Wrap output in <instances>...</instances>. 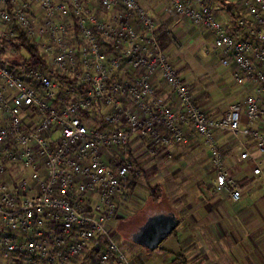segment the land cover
Instances as JSON below:
<instances>
[{
    "label": "built area",
    "instance_id": "obj_1",
    "mask_svg": "<svg viewBox=\"0 0 264 264\" xmlns=\"http://www.w3.org/2000/svg\"><path fill=\"white\" fill-rule=\"evenodd\" d=\"M166 1L178 18L211 34L218 64L242 90L219 115L206 114L196 103L138 0H0V39L20 30L64 76L0 63L4 256L22 254L25 264H68L93 240L92 264L114 258L130 264L114 240L112 220L128 197L129 181L144 170L135 156L139 149L168 156L169 144L186 141V128L207 150L212 189L227 200L240 198L215 132L227 131L237 140L239 159L253 158L241 135L264 152V0H235L241 12L236 28L204 0ZM156 73L174 106L157 96ZM251 172L264 177L257 162Z\"/></svg>",
    "mask_w": 264,
    "mask_h": 264
},
{
    "label": "rangeland",
    "instance_id": "obj_2",
    "mask_svg": "<svg viewBox=\"0 0 264 264\" xmlns=\"http://www.w3.org/2000/svg\"><path fill=\"white\" fill-rule=\"evenodd\" d=\"M113 9L120 8H108L102 16L106 17ZM216 11L222 14L220 9ZM172 14L175 19H179L173 12ZM228 16L233 15L230 12ZM180 20L186 30H191L198 36L204 37L206 45H198L193 40L194 38L180 37L179 34L175 36L177 46L168 51L169 55L166 58L173 63L178 74L183 78L188 77V80H193L194 75L201 72L211 98L221 107L226 106L230 100L239 98V92L228 73L216 65L219 52L212 47L206 29L201 25H193L185 19ZM97 37L98 42L104 48L106 41L103 37ZM25 56L26 52L21 47H13L5 43L2 48V57L7 62L12 60L21 62ZM188 70L190 72L185 74ZM219 80L222 82H218ZM187 82L186 79L185 83L189 87L190 84ZM153 85L157 96L162 100L165 97L171 98L169 87L159 75L155 76ZM219 86H224V90L218 91ZM194 98L196 103H199L197 96ZM171 102L174 106L173 98ZM191 133H187L185 142L169 144L167 146L168 156L161 152L149 155L139 149L135 157L138 165L144 170L141 175L136 176V182L131 190H128L126 201L116 211V218L112 221L114 240L130 264H173L170 261L171 255L180 252H183L188 264H264V224L262 220L248 227V230L243 225L230 227L232 221L234 223L239 220L244 221L243 210L236 208L231 202L222 201L212 190L210 175L212 167L208 160L207 150L196 134ZM240 139L243 142L244 139L241 136ZM253 145V142L248 140L245 146L253 149ZM240 150L236 141H233L232 147L229 148L233 158ZM222 151L224 159L230 155V152L223 149ZM252 152L253 154L264 153L255 150ZM245 159L247 158L243 159L246 162ZM196 167L201 168V176L196 174L198 171ZM146 183L151 185L157 183L159 189L150 193L146 188ZM200 191H203L201 192L202 198H199ZM199 200L206 204V212L202 219L199 220L196 216L192 221L187 215V209L190 204L197 205ZM259 209L264 210V207L260 205ZM155 211H173L181 219L173 228L174 231H170L156 247L148 250L132 242L129 233L143 221L147 214ZM182 234L189 236V239L178 246L175 238H179ZM240 234L241 239L236 237ZM245 236L249 237L248 240ZM185 246L186 249L181 250V247ZM113 261L114 264H118L115 258ZM0 264L3 262L0 261Z\"/></svg>",
    "mask_w": 264,
    "mask_h": 264
},
{
    "label": "crops",
    "instance_id": "obj_3",
    "mask_svg": "<svg viewBox=\"0 0 264 264\" xmlns=\"http://www.w3.org/2000/svg\"><path fill=\"white\" fill-rule=\"evenodd\" d=\"M138 1L145 7V9L148 11V13L151 15V17L156 20V25L158 26L159 31L162 30V31L166 32V34L168 36V42L165 45V47L163 48L166 57H167V55H169L168 51L171 48L177 46V44L175 43V40H174L175 36L177 34H179L180 37L185 36L186 38H189V37L194 38L193 40L198 45H201V46L206 45V39L204 37L198 36L197 33L192 32L191 30L190 31L186 30L185 25H183L182 21L180 20L181 18H179L178 20H177V18L175 19V17L172 14L173 11L171 10V8H170V6L166 0H138ZM204 2H206L210 7L214 8V11H215V14L217 17L221 18L228 25H231L234 28H236L235 27L236 26L235 25V16L240 14L241 12H240L239 8H237V3L235 0H204ZM217 9H220L222 14H220L218 11H216ZM230 12L233 16L227 17V15ZM182 19L189 21L186 18H182ZM189 22L193 25H196V26L198 25V24H195L191 21H189ZM207 34L209 35V41L212 45L211 34L208 31H207ZM190 35H192V37ZM109 47H110L109 43L106 42L104 45V49L106 51L110 52V51H112V49H110ZM180 57H181V54H180ZM216 65L221 67L218 64V58H217ZM221 68L224 69L228 73V71L225 68H223V67H221ZM188 72H190V71L188 70L187 72H185V74ZM156 75H159V74L156 73ZM228 75L230 76L229 73H228ZM230 78H231V76H230ZM186 79L188 81L187 83H189L191 85V86L189 85V88L193 92L194 97L197 96L196 99L199 100V103H197V104L206 114L216 116V115H219L220 113H222L224 111L226 106L221 107V106L217 105V103H215L213 101V98H211V94L207 90V87H206V84L204 83L203 75L201 74V72L198 74H195L193 80L192 79L188 80V77H186V78L182 77V80L184 82L186 81ZM231 80H232L233 84L235 85V87L237 88L239 95H241L242 94L241 88L233 81L232 78H231ZM218 82H222V80H219ZM223 87L224 86H219V87H217V90L221 92L222 90H224ZM172 98H173L172 96H171V98L165 97L164 101H167L170 103ZM232 100H234V99H232ZM174 102H175V104L177 103L175 101V99H174ZM242 119H243V117H242ZM186 131H187V133L194 132L190 128H186ZM241 137L244 139V140L242 139L244 145L248 144V140L252 141L247 135H241ZM215 138H216L217 144L223 150L230 152V155L225 157V159L223 158V165L226 168L227 172L236 178V180L238 182L239 189H240V198L237 200H227L212 189L222 201H225L228 203L231 202V203L235 204L236 208H242V210H243L242 215H243L244 221L241 222V220H239V221H237V223L236 222L234 223L232 221V222H230V227L231 228L234 226L239 227L240 225H243L248 230V227H251V226L257 224V222H259L260 220H262V222L264 224V210L259 209L260 205H262L264 207V177L260 174H253L251 172V166L253 165V162H257L258 165L262 169H264V153L263 154H261V153L260 154L259 153L253 154L252 150H255V149H249L250 154L252 155L253 158L251 159L250 157L249 158L246 157L247 159H245V160H247V161L245 162L243 159L238 158V154L234 158L231 155V151H229V148L232 147V142L236 141L237 145H238V142L229 132L216 131L215 132ZM200 169L201 168L196 167V170H198L196 172V174L201 176L202 170L200 171ZM7 174L9 175V177H12L13 176L12 170H10V172H7ZM210 175H211V180H212L213 176H214V170L213 169L211 170ZM201 192L203 193V191H200L199 198L200 197L202 198ZM205 202H206V200H205ZM206 208H207L206 204H203L199 200L197 205H195V204L191 205L190 204L188 206L187 215H189V219L192 221H193L194 217H196V216L200 220L204 217L205 212H206ZM228 229H230V228H228ZM229 233H231V231H229ZM226 234H227V232H226ZM182 235L185 236L184 238H186V234H182ZM224 236H227V235H224ZM236 237L241 239V234L237 235ZM246 238L248 240L249 237L247 236ZM188 239H189V236H187V240ZM91 244H92V242L90 241V243L87 246H85V248L82 251L81 258H72L68 264H92L93 259L95 257V254H94V251H93L94 249L92 248ZM0 261H2L3 264H25L22 254H16V255H11V256L6 257L2 254L1 249H0ZM108 264H114V261L110 260L108 262Z\"/></svg>",
    "mask_w": 264,
    "mask_h": 264
},
{
    "label": "trees",
    "instance_id": "obj_4",
    "mask_svg": "<svg viewBox=\"0 0 264 264\" xmlns=\"http://www.w3.org/2000/svg\"><path fill=\"white\" fill-rule=\"evenodd\" d=\"M1 41L6 42L8 45L13 46V47H21L26 52V56L22 59L21 62L15 61V60L7 62L2 57V48L0 47V63L1 64H5L9 68H15L18 65H22V66L32 65V66L41 68L42 70L46 71L50 75L59 76L60 78H64L62 74L57 73L56 70L48 64L45 54L38 48V46L34 42H32V40L28 36L23 34V32H21L20 30H17L13 36L1 37L0 42ZM158 42L162 49L167 44L168 36L165 31L160 30L158 32ZM109 48L112 49V47H109ZM134 163L135 165L139 164L136 159H134ZM135 182H136V176L131 178V180L128 183V187L130 190L135 184ZM146 188L151 193V192H154L155 189H159V186L157 185V183L152 184V185L150 183H146ZM180 219L181 218H179V220ZM172 231H174V229ZM184 237L185 236L181 235L179 238L178 237L175 238V240L178 243V246H181L187 241V236L186 238ZM184 249H186V246L181 247V250H184ZM170 261L173 264H188L186 262V258L184 257L183 252L172 254Z\"/></svg>",
    "mask_w": 264,
    "mask_h": 264
},
{
    "label": "water",
    "instance_id": "obj_5",
    "mask_svg": "<svg viewBox=\"0 0 264 264\" xmlns=\"http://www.w3.org/2000/svg\"><path fill=\"white\" fill-rule=\"evenodd\" d=\"M179 217L173 211H155L129 233L132 242L152 250L176 226Z\"/></svg>",
    "mask_w": 264,
    "mask_h": 264
}]
</instances>
